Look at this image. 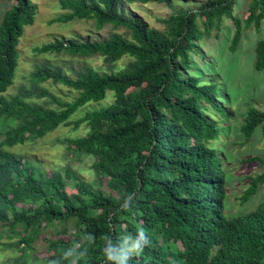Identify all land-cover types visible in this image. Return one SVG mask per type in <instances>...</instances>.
Returning <instances> with one entry per match:
<instances>
[{"label":"trees","instance_id":"obj_1","mask_svg":"<svg viewBox=\"0 0 264 264\" xmlns=\"http://www.w3.org/2000/svg\"><path fill=\"white\" fill-rule=\"evenodd\" d=\"M0 1L12 2L0 19L3 95L14 83L19 41L37 6L32 0ZM151 3L170 11L158 19L162 29L131 16ZM235 4L205 0L190 9L173 0H57L63 13L52 22L93 21L96 30L109 25L124 34L61 38L35 47L46 60L35 66L30 88L8 101L0 98V118L15 123L0 141V233L7 239L0 247L14 254L3 264H48L85 231L97 241L82 264H102L100 237L110 233L117 239L137 227L147 230L151 244L130 264H264V201L243 215L224 212L226 177L214 143L225 130L220 120L233 116L231 102L217 75L202 76L192 61L198 43L228 19L230 54L246 30L263 31L253 67L264 70V0H249L241 18ZM92 56L101 57L108 71L47 59ZM123 58L128 61L116 70ZM49 83L74 92V100L56 99L42 87ZM108 96L111 103L96 108ZM79 112L85 113L70 122ZM70 124H85L88 131L64 141L62 166L46 170L9 150ZM257 128L264 134V108L250 107L240 127L245 142ZM242 163L263 166L264 157ZM85 165L93 173L90 181L80 176ZM263 185L264 172L250 177L241 202ZM125 193L133 196L128 209L121 207Z\"/></svg>","mask_w":264,"mask_h":264},{"label":"rangeland","instance_id":"obj_2","mask_svg":"<svg viewBox=\"0 0 264 264\" xmlns=\"http://www.w3.org/2000/svg\"><path fill=\"white\" fill-rule=\"evenodd\" d=\"M37 6V13L31 26L25 27L23 36L18 45L19 62L16 69L13 85L3 94L6 101L18 94L23 88H30V76L35 66L46 60L44 56L34 52L35 47L50 43L61 38L82 41L86 38L90 40L106 39L109 34H124L123 29H114L109 25L101 30H96L93 21H73L67 24L52 22L58 18L63 11L56 6L57 0H32ZM205 0H173L176 6L182 8H197ZM249 0H236L234 14L240 16L245 14ZM12 2L0 1V19L3 13L11 6ZM170 11L165 5L155 3L148 4L142 8L138 7L131 10V16L143 19L148 25L162 29L163 25L158 21L168 16ZM52 22V23H51ZM233 35L231 21L225 19L219 31L214 30L209 36L205 37L199 44V55H192L195 68L201 75H217L221 82L222 95H227L231 102L230 110L233 116L227 121L220 120L224 132L220 134L219 141L215 142L219 149V154L223 159V171L225 173V203L224 212L230 216L246 214L254 210L264 201V185L259 186L253 196L245 203L241 202V196L249 185V178L255 177L264 172V165L257 163H242L243 159L257 156L264 157V134L257 128L253 136L245 142L244 136L240 131L246 110L250 107L257 109L264 108V70L255 71L254 57L255 45L263 37V31L257 32L254 28H249L243 33V37L234 54H230L227 47ZM51 63L59 61H72L75 68L81 65L93 67L95 69H109L104 65L101 57L92 56L86 59L55 58L48 57ZM123 58L116 65V70L120 69L126 62ZM111 68V67H110ZM108 71V70H107ZM71 75L69 72H67ZM48 92L56 99L64 102H71L75 98V93L53 84H43ZM225 95V97H226ZM53 108V101L45 98ZM108 96L104 101L89 105V109L100 108L111 103ZM228 102V100H227ZM224 105V104H223ZM85 112H79L70 120L77 121ZM15 123L4 117L0 118V141L4 138L7 130L14 128ZM88 131L85 124H81L77 129L73 124L64 125L55 131L47 134L41 139L26 141L23 145H15L9 150L16 153L30 162L40 165L43 169L54 168L56 164L62 166L61 155L64 153V141L68 138L84 136ZM80 176L85 181L93 178V173L88 166H83ZM49 237L48 235H46ZM6 236L0 233V242H5ZM41 244V242H39ZM37 244V247L39 246ZM14 256L13 252L0 247V264L8 258Z\"/></svg>","mask_w":264,"mask_h":264},{"label":"clouds","instance_id":"obj_3","mask_svg":"<svg viewBox=\"0 0 264 264\" xmlns=\"http://www.w3.org/2000/svg\"><path fill=\"white\" fill-rule=\"evenodd\" d=\"M122 201V208H130L133 204L132 194L125 193ZM100 239L103 241L100 249L102 264H130L133 257L142 254L151 244L149 233L144 227H137L134 233L121 234L117 239H113L110 233L103 234ZM96 241L97 236L93 232H81L71 240L70 246L62 250L59 257L50 259L48 264H62L64 261L67 264H82L89 248Z\"/></svg>","mask_w":264,"mask_h":264}]
</instances>
